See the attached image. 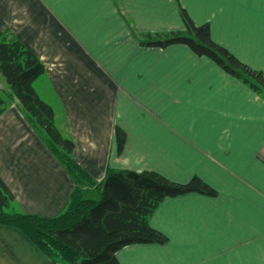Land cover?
<instances>
[{
    "label": "crops",
    "instance_id": "crops-1",
    "mask_svg": "<svg viewBox=\"0 0 264 264\" xmlns=\"http://www.w3.org/2000/svg\"><path fill=\"white\" fill-rule=\"evenodd\" d=\"M180 8L264 73V0H0V31L45 64L36 88L94 181L111 168L155 171L218 192L166 199L151 225L169 243L126 247L120 264H264V99L185 45H140L136 33L185 31ZM0 177L23 213L48 218L76 186L15 103L0 118ZM0 264L51 260L0 227Z\"/></svg>",
    "mask_w": 264,
    "mask_h": 264
},
{
    "label": "trees",
    "instance_id": "trees-1",
    "mask_svg": "<svg viewBox=\"0 0 264 264\" xmlns=\"http://www.w3.org/2000/svg\"><path fill=\"white\" fill-rule=\"evenodd\" d=\"M183 32L136 33L144 47L165 49L185 45L198 57L215 62L264 99V73L240 61L212 38L209 23L196 25L180 8ZM0 73L9 92L0 89V118L15 103L48 149L75 182L68 208L48 218L23 213L14 193L0 177V227L13 228L47 255L51 264H120L117 254L132 245H166L168 237L154 229L151 220L168 198L188 194L218 197V192L198 176L178 183L155 171L109 169L102 183L94 181L73 158L75 143L58 126L54 107L36 88L47 73L45 64L19 39L0 31ZM118 151L127 133L116 128Z\"/></svg>",
    "mask_w": 264,
    "mask_h": 264
},
{
    "label": "rangeland",
    "instance_id": "rangeland-1",
    "mask_svg": "<svg viewBox=\"0 0 264 264\" xmlns=\"http://www.w3.org/2000/svg\"><path fill=\"white\" fill-rule=\"evenodd\" d=\"M44 78H45V75H44L42 78L39 79V82H40L42 79H44ZM39 82H38V85H39ZM0 88H3L4 91L9 92V86H8L6 80L4 79V77L1 75V73H0Z\"/></svg>",
    "mask_w": 264,
    "mask_h": 264
}]
</instances>
